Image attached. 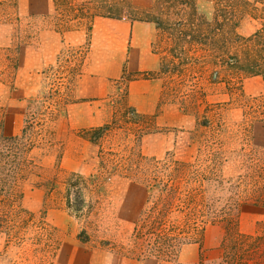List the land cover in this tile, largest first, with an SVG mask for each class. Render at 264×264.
Returning <instances> with one entry per match:
<instances>
[{"label":"rangeland","instance_id":"1","mask_svg":"<svg viewBox=\"0 0 264 264\" xmlns=\"http://www.w3.org/2000/svg\"><path fill=\"white\" fill-rule=\"evenodd\" d=\"M50 2L0 0V264H264V87H244L264 80V0ZM98 15L154 25L155 112L128 99L135 73L88 96ZM155 176L195 198L167 215L189 241L171 260L134 247Z\"/></svg>","mask_w":264,"mask_h":264},{"label":"crops","instance_id":"2","mask_svg":"<svg viewBox=\"0 0 264 264\" xmlns=\"http://www.w3.org/2000/svg\"><path fill=\"white\" fill-rule=\"evenodd\" d=\"M43 7L44 11L51 9L50 0H44ZM155 34L154 25L147 21L95 16L90 31V54L81 79L82 85L89 88L88 96L94 100L106 98L112 93L115 80L122 78L125 72L135 73L142 77L129 80L128 99L140 112H155L163 84L159 76L150 75L156 74L161 66L160 57L153 47ZM63 38L67 43L83 44L87 34L84 29L76 28L65 32ZM92 57H95V61ZM252 80L264 87L263 78L255 76L244 81L246 90L250 88ZM171 105L175 108L173 104L167 106Z\"/></svg>","mask_w":264,"mask_h":264},{"label":"trees","instance_id":"3","mask_svg":"<svg viewBox=\"0 0 264 264\" xmlns=\"http://www.w3.org/2000/svg\"><path fill=\"white\" fill-rule=\"evenodd\" d=\"M107 127H109V123L98 129ZM87 132H89L90 138L96 133V131L90 130H87ZM0 180L6 186L1 177ZM148 184L152 188L160 186L158 189L159 194H156V199L151 201L150 207L146 208L143 217L134 227V247L138 248L139 253L142 255H154L163 260H171L179 255L182 246L189 241L183 235V230L180 227L167 225V215L177 206V200L185 202L186 208H190L188 211H191L193 208L191 203L195 201V198L189 189L182 195L184 191L180 190L177 185L169 182V180L165 181L159 176H155L153 183L149 182ZM3 190L4 188L0 187V191Z\"/></svg>","mask_w":264,"mask_h":264}]
</instances>
